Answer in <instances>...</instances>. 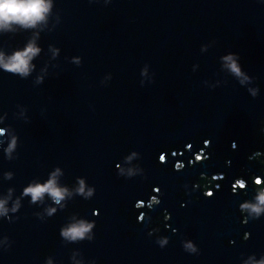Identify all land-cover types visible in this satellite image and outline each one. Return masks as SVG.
I'll return each instance as SVG.
<instances>
[{"label": "water", "instance_id": "water-1", "mask_svg": "<svg viewBox=\"0 0 264 264\" xmlns=\"http://www.w3.org/2000/svg\"><path fill=\"white\" fill-rule=\"evenodd\" d=\"M51 3L0 29L5 58L40 48L27 76L0 70V264L264 261V211L242 208L264 187V0ZM53 173L65 198L32 202Z\"/></svg>", "mask_w": 264, "mask_h": 264}, {"label": "clouds", "instance_id": "clouds-1", "mask_svg": "<svg viewBox=\"0 0 264 264\" xmlns=\"http://www.w3.org/2000/svg\"><path fill=\"white\" fill-rule=\"evenodd\" d=\"M51 7V0H0V29L10 30L13 25H19L23 28L35 27L45 20ZM39 52L40 48L37 47L34 42H30L25 48L15 51L7 58H5L3 53H0V70L21 77L27 76L33 67L31 64L33 57ZM223 60L230 72L240 78V84H244L249 79V77L241 71V66L237 63L235 54H228L223 57ZM249 91L253 97L258 95L257 89H249ZM206 143L208 142L206 141ZM14 146V143L10 144L9 151ZM57 171H59V169H57ZM131 175H133V173L130 170L129 176ZM78 191L86 196H90L94 190L89 188L87 193H85L84 181L81 179ZM24 194L30 195L32 202H36L42 199L45 194H48L54 203L59 204L65 198L67 189L57 185L56 174L53 173L51 178L43 184L29 185L24 189ZM256 201V203L244 204L242 208L248 209L250 213L258 217L260 213L264 211V190L260 191L259 195L256 197ZM4 205L5 202L0 200V213H5L7 211ZM54 211V208L49 209V215ZM93 226V223L81 220L78 223H73L63 228L60 234L70 241L83 240ZM185 247L193 248L191 242L187 243ZM193 250L195 249L193 248ZM259 264H264V261L259 262Z\"/></svg>", "mask_w": 264, "mask_h": 264}, {"label": "built area", "instance_id": "built-area-1", "mask_svg": "<svg viewBox=\"0 0 264 264\" xmlns=\"http://www.w3.org/2000/svg\"><path fill=\"white\" fill-rule=\"evenodd\" d=\"M213 178L219 180V179L222 178V175H215ZM254 179H255V180H254L255 183H257V184H260V183H261V179H260L259 177H256V178H254ZM217 180H215V183H214V187H215V188H219V187H220V184L217 183ZM239 180H242V181L245 182V180H243V179H239ZM239 180H238V181H239ZM238 181L235 183V187H237ZM245 183H246V182H245ZM212 184H213V182H208V185H212ZM239 186H240V185H239ZM241 187H243V186H241ZM207 193H212V189L208 187V188H207Z\"/></svg>", "mask_w": 264, "mask_h": 264}, {"label": "rangeland", "instance_id": "rangeland-1", "mask_svg": "<svg viewBox=\"0 0 264 264\" xmlns=\"http://www.w3.org/2000/svg\"><path fill=\"white\" fill-rule=\"evenodd\" d=\"M202 158H204L203 155H198V159H202ZM238 185H240V187H241V186H245L246 183L244 181H242V180H239L238 181Z\"/></svg>", "mask_w": 264, "mask_h": 264}, {"label": "trees", "instance_id": "trees-1", "mask_svg": "<svg viewBox=\"0 0 264 264\" xmlns=\"http://www.w3.org/2000/svg\"><path fill=\"white\" fill-rule=\"evenodd\" d=\"M263 190H264V187H263Z\"/></svg>", "mask_w": 264, "mask_h": 264}]
</instances>
